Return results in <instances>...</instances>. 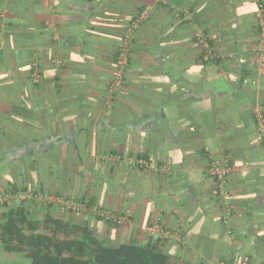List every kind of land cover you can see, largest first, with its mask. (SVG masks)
<instances>
[{"label":"crops","instance_id":"1","mask_svg":"<svg viewBox=\"0 0 264 264\" xmlns=\"http://www.w3.org/2000/svg\"><path fill=\"white\" fill-rule=\"evenodd\" d=\"M35 1L32 13L49 21V30L39 34L35 29L32 49L46 58L43 73L49 85L30 87L28 92L35 110L43 108L39 102H49L54 95L57 111L46 122V142L61 146L62 160H73L75 152L65 145L73 142L75 127L82 124L91 130L90 144L86 134L76 142L83 163L64 171L72 183L68 193L77 197L88 191L99 204L128 216L122 227L90 217L96 234L108 242H144L150 236L145 229L158 223L170 235H155L168 239L167 245L187 263L230 264L234 258L233 264H264V144L258 127L264 119V63L254 50L260 36L255 0H168L188 23L170 31L173 41L164 43L159 41L160 27L146 26L134 34L146 51L126 73L135 88H126L125 103L118 100L113 109L108 84L118 38L100 33L112 26L104 27L103 21L96 23V32L84 33L83 24H65L84 13L82 9L90 11L91 3ZM112 1L116 0L109 1L107 12L117 10ZM134 1L146 3L151 12L156 3ZM157 14V23L162 24L170 12L165 8ZM79 33L89 40L83 47L85 58L80 44H71L80 39ZM199 34L207 46L200 43ZM156 42L160 54L153 56L147 49ZM0 46L4 47L2 42ZM164 46L172 50L164 54ZM18 49L5 55L4 68L14 80H23ZM19 53L23 57L24 49ZM201 54L209 61L206 65L198 61ZM59 58L63 60H55ZM55 61L65 66L58 69L60 80H56ZM81 68L83 74L74 72ZM4 74L7 71L1 67L0 77ZM57 85L62 87L53 94ZM12 93L18 101V91ZM75 96L84 103H63ZM109 149L134 155L147 152L153 167L138 170L107 161L103 151ZM203 151L210 159L225 155L231 159L227 186L232 214L227 223L222 220V198L215 196V181ZM99 154L105 160L96 163L89 179V166ZM41 166L45 191L54 192L57 185L49 180L48 162ZM0 264L28 262L20 254L6 252L0 243Z\"/></svg>","mask_w":264,"mask_h":264},{"label":"trees","instance_id":"2","mask_svg":"<svg viewBox=\"0 0 264 264\" xmlns=\"http://www.w3.org/2000/svg\"><path fill=\"white\" fill-rule=\"evenodd\" d=\"M109 1L97 0L95 5V0H81L85 4L91 3L90 11L87 12L85 8V10L82 9L81 11L84 13L78 15L76 20L66 21L65 24H70V22L83 24L85 26L84 33L96 32V23H103V21L107 23L104 27L112 26V30L106 32V29H102L100 33L104 35L109 33L111 36L118 38V41H115L116 46L113 48V75L108 84V95L113 109L118 100L125 103L124 100L128 98L126 88H135L127 81L126 73L132 66L136 65V59L140 58L141 52L145 49L141 48L144 44H138L134 34L144 30L146 26L160 27L159 41L164 43V41L172 39L173 34L170 31H175L177 27H183L188 23V20L182 11L176 14L175 9L169 5L168 0H156L152 12L146 3L142 4L134 0L112 1L117 6V10L107 12ZM36 3L35 0L0 1V37L2 36L0 42L4 46L0 48V68L2 67L7 71V74L0 77V103L2 104H0V199L5 198L3 203H0V243L3 249L10 254H20L28 264H191L180 257L173 248H170V244L167 245L168 239H162L160 235H150L144 242L118 243L108 242L99 237L96 234L95 226L91 225L90 217H93L94 221L102 220L115 227H122L124 224H117L112 219L108 220L96 214L94 211L96 208L105 209L106 207L96 202V198L90 196L88 191L77 197H73L68 193L72 183L71 180L65 177L67 172L64 174V171L69 167L77 169L83 163L79 153L82 149L78 148L76 142L86 134V143L90 144L91 136L89 137V135L91 130L89 126L86 125L85 127L82 124L79 128L75 127L73 142L66 145L67 150L70 149L75 152L76 159L73 160H62L60 158L61 146L46 142L48 134L46 122H48V119L52 120L57 111L53 105V102H55L53 100L55 99L54 95L49 102L42 101L41 104L39 102V107L43 105V108L35 110L28 92L30 87L37 90V88H46L49 85V81L45 79L43 73V60L46 58L32 49L35 29L40 31L39 34L49 30V21L46 22L47 20L43 18L39 20L32 13L33 6ZM99 4L102 5L99 6ZM96 8H100V10L97 11ZM165 8L169 9V18L163 21L162 24H158L157 12L159 9L163 10ZM3 13L12 16H3ZM55 25L58 27V24ZM114 33L117 34L114 35ZM168 35H170V39ZM79 36L80 39L77 40L76 38L71 44H80L82 57L85 58L83 47L89 45V40L83 38L85 37L83 33H79ZM125 42L127 47H125ZM13 48L24 49L25 54L23 57L20 56L19 49L16 53L17 64L20 67L24 66L23 80H14L10 77L11 74H9L8 68H4V59L6 56L8 57V51ZM125 48L127 63L123 66L121 86L110 91L111 83L120 69L118 64L120 55ZM170 50L172 49L167 46L163 47L164 54L170 52ZM147 51L150 53L153 51V56H156L159 53L157 52V42L149 44V50L147 49ZM203 57L204 54H201L198 61L206 65L209 61L203 60ZM54 63L57 68L56 80H60L58 71L64 69L65 66L62 61L61 63L59 61ZM57 63L59 64L57 65ZM36 71L41 76L39 82H34L31 77ZM83 71L81 68L74 72L83 74ZM60 87L62 86L57 85L54 87L53 89L56 90L52 91L53 94L56 91L58 92ZM13 91H18L20 96L18 101L14 100ZM72 102L76 106H80L84 103V99L75 96L63 103L70 104ZM261 141L264 144L263 138H261ZM95 145L98 147L97 140ZM103 152L107 161L122 163L123 166L138 170H147L146 167L139 166L138 160L151 161L147 152L135 155L118 149H109ZM204 153L208 158V153ZM40 154L43 157L40 158ZM101 157L99 154L97 160L94 159L95 161L89 166L91 169L88 170L91 177L95 173L92 171L95 170L96 163L105 160ZM223 158L227 159L228 164L231 165V159L228 155ZM210 160L212 158H208L207 163ZM42 161L48 162L49 180L57 185L54 192H52L53 190L51 192L45 191L40 174ZM57 164L62 165V168L56 169ZM214 187L217 189L216 185ZM20 195L25 196L21 197ZM50 195L55 198L82 203L93 209V211L77 215L72 207L61 206L56 201L44 202L41 199L42 196L47 198ZM215 196L218 197L217 194ZM217 201L219 202V198H217ZM42 207H45L44 215L41 213ZM115 213L124 216L127 221L128 216L125 213ZM163 227L168 230L164 225ZM234 261L235 259L231 258L229 263L233 264Z\"/></svg>","mask_w":264,"mask_h":264},{"label":"built area","instance_id":"3","mask_svg":"<svg viewBox=\"0 0 264 264\" xmlns=\"http://www.w3.org/2000/svg\"><path fill=\"white\" fill-rule=\"evenodd\" d=\"M255 2L257 4V20L260 27V36L254 50L257 56L261 58V61L264 63V4L261 0H255ZM198 36L200 39V43L205 44L202 35L199 34ZM126 42H125V47H127ZM126 63H127V52L125 48L120 55L118 62V64L120 65V69L119 72L117 73L116 78L111 83L110 91H113L121 86L122 83L121 76L124 70L123 66L126 65ZM31 77L34 82H39V80L41 79V76L37 71L33 73ZM258 127L260 131V137L264 139V119L261 118ZM138 164L140 167H146V168L153 167L151 162H148L145 159L138 160ZM207 167H208V172L213 177L215 181V185L217 187L215 193L218 196H220V198H222V201L220 202V206L223 212L222 220L224 223H227L232 214V208L228 200L230 191L227 186L228 185L227 176L231 171V166L228 164L227 159L214 158L210 160L209 163H207ZM20 196L23 197L25 195H20ZM4 199L5 198H1L0 203H3ZM41 199L44 201H56L58 202V204H61V206L65 205L68 208L72 207L73 209H81V211L83 212H91V210L93 211V209L86 207L82 203L74 202L71 200H63L62 198H55L52 195L48 196L47 198H44L42 196ZM94 211L96 212V214L103 216L105 219L108 220L112 219V221H114L117 224L123 225L126 222V218L124 216H121L110 209L96 208ZM145 231L148 235L160 234L164 237L170 235V231L165 230L164 227L158 223L153 226L147 227Z\"/></svg>","mask_w":264,"mask_h":264},{"label":"rangeland","instance_id":"4","mask_svg":"<svg viewBox=\"0 0 264 264\" xmlns=\"http://www.w3.org/2000/svg\"><path fill=\"white\" fill-rule=\"evenodd\" d=\"M3 14H5V13H3ZM5 16V15H4ZM120 133V132H119ZM66 146V145H65ZM67 147V146H66ZM68 148V147H67ZM70 149H68V151H69ZM69 152H71V150L69 151ZM41 157H43L41 154H40V158ZM43 160V159H42ZM43 162V161H42ZM131 163V162H130ZM44 164L46 165V162L44 161ZM5 166H6V164H5ZM58 168H62V165H59V164H57L56 165V169H58ZM40 169H43V166H41V168ZM44 170V169H43ZM90 174V173H89ZM91 175V174H90ZM87 177H89V179L91 178V176H87ZM44 201V200H43ZM45 202V201H44ZM45 208V207H44ZM75 211H76V213L75 214H77V215H81V214H86V212H83V211H81V209H75Z\"/></svg>","mask_w":264,"mask_h":264}]
</instances>
